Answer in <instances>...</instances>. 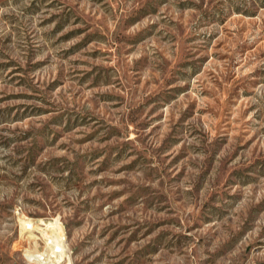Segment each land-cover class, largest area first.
<instances>
[{"label": "rangeland", "instance_id": "rangeland-1", "mask_svg": "<svg viewBox=\"0 0 264 264\" xmlns=\"http://www.w3.org/2000/svg\"><path fill=\"white\" fill-rule=\"evenodd\" d=\"M27 222L58 264H264V0H0V264L53 263Z\"/></svg>", "mask_w": 264, "mask_h": 264}, {"label": "bare ground", "instance_id": "bare-ground-1", "mask_svg": "<svg viewBox=\"0 0 264 264\" xmlns=\"http://www.w3.org/2000/svg\"><path fill=\"white\" fill-rule=\"evenodd\" d=\"M36 223H34V222H27L25 224L26 230L28 229V230H31L32 232L33 231H40V230L43 231V233H44L43 234V237L46 238V240L49 243V245L51 246V248L49 249V251H46L45 253H37V254H34L33 256H35L36 258L40 259V261H42V259H43V261L48 260L50 262H53L52 264H58L60 261L63 260L62 258L64 257V254L67 251L66 250L65 243H62L61 242V239H62V236H63V235H61L62 233L59 232V231H56V230H55V233H53V232L52 233H49L48 231H50V230L46 231L44 227H40ZM56 226H57L56 223H47L45 227L57 229ZM57 230H59V229H57ZM60 243L63 245L62 246L63 251L60 254H55L54 253L55 252V247H56V245H58Z\"/></svg>", "mask_w": 264, "mask_h": 264}, {"label": "built area", "instance_id": "built-area-1", "mask_svg": "<svg viewBox=\"0 0 264 264\" xmlns=\"http://www.w3.org/2000/svg\"><path fill=\"white\" fill-rule=\"evenodd\" d=\"M65 239V237L64 236H62V239H61V242L63 243V240ZM62 244L60 243V244H58V246H56L55 247V254H60L62 251H63V249H62ZM31 257H33V255H31ZM35 259H38V258H35ZM43 260V259H42Z\"/></svg>", "mask_w": 264, "mask_h": 264}]
</instances>
